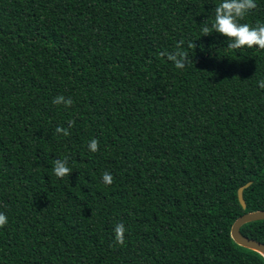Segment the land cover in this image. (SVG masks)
Returning <instances> with one entry per match:
<instances>
[{
	"label": "trees",
	"instance_id": "16d2710c",
	"mask_svg": "<svg viewBox=\"0 0 264 264\" xmlns=\"http://www.w3.org/2000/svg\"><path fill=\"white\" fill-rule=\"evenodd\" d=\"M220 2L0 0V264H264L229 237L264 211V50L202 36ZM239 232L264 245V220Z\"/></svg>",
	"mask_w": 264,
	"mask_h": 264
},
{
	"label": "clouds",
	"instance_id": "9594fccd",
	"mask_svg": "<svg viewBox=\"0 0 264 264\" xmlns=\"http://www.w3.org/2000/svg\"><path fill=\"white\" fill-rule=\"evenodd\" d=\"M256 0H221L214 8V16L211 24L205 21L201 25L202 36H208L213 33L220 34L228 39L227 48L230 50H239L243 48H258L264 50V23L257 22L253 27L248 23H240L251 11L256 9ZM182 43L177 46V50L171 53H163L167 59L171 61L176 69L183 70L188 63H193L188 58L187 52L182 50ZM259 88L264 89V80L259 81ZM53 104L63 105L65 108L71 107L72 99L65 98L63 95H58L53 99ZM73 122H69L71 127ZM55 132L63 136H68L70 133L67 128L57 127ZM88 149L95 153L99 150V141L95 138L91 139L87 145ZM53 174L58 179H63L70 176L72 169L68 166V158L54 160ZM113 176L110 172L102 173V183L105 186H110L113 183ZM8 218L0 212V228L7 225ZM126 228L123 223L115 225L114 228V245L122 246L125 242Z\"/></svg>",
	"mask_w": 264,
	"mask_h": 264
},
{
	"label": "water",
	"instance_id": "95a60500",
	"mask_svg": "<svg viewBox=\"0 0 264 264\" xmlns=\"http://www.w3.org/2000/svg\"><path fill=\"white\" fill-rule=\"evenodd\" d=\"M250 183H246L245 185L239 187L236 191V198L239 205L244 208V202L242 199V191L245 189ZM264 220V211H254L245 213L238 218H236L230 226L229 229V237L231 241L241 247L243 249H247L253 251L260 255L264 260V245L255 240L248 239L242 236L239 232V228L246 223L255 222V221H263Z\"/></svg>",
	"mask_w": 264,
	"mask_h": 264
}]
</instances>
